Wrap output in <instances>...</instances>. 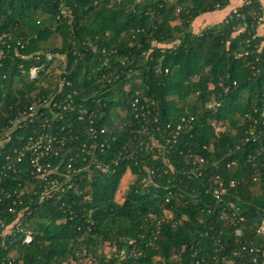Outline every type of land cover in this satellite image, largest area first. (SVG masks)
Masks as SVG:
<instances>
[{
  "label": "trees",
  "instance_id": "obj_1",
  "mask_svg": "<svg viewBox=\"0 0 264 264\" xmlns=\"http://www.w3.org/2000/svg\"><path fill=\"white\" fill-rule=\"evenodd\" d=\"M220 1L0 0V167L7 156L16 158L15 149L33 130L42 131L28 122L2 141L5 128L42 96L59 103L73 96L68 110L42 109V119L51 125L48 133L80 137L66 147L73 153L47 158L57 171L51 176L66 187L57 201L40 200L26 162L20 178L1 184L0 264H83L88 258L104 264L108 247L125 254L122 264H220L219 250L231 256L241 243L264 249V235L257 233L264 221V137L258 138L264 130V38L257 33L263 10L253 0L239 7L240 16L232 11L222 28L194 34L197 18L231 0L217 9ZM62 2L73 10L71 25ZM56 35L61 46L46 48ZM249 44L252 51L262 47L260 54L236 58ZM47 53L54 61L67 58L59 77L45 73L54 62ZM256 58L261 63L252 69ZM39 65V79L27 80ZM135 100L146 105L140 115L132 110ZM143 112H151L149 133L141 130ZM91 116L95 128L107 130L95 140L109 143L104 152L84 133ZM214 123L225 131L217 134ZM141 142L151 147L135 154ZM83 144L90 155L82 154ZM120 154L126 158L116 166ZM196 155L206 161L201 175L194 170ZM70 162L78 173L68 189ZM105 167L110 170L101 172ZM158 168L149 180L148 172ZM128 169L135 178L119 204ZM215 178L227 189L221 203L213 196ZM28 233L33 241L25 244ZM135 248L142 256H131Z\"/></svg>",
  "mask_w": 264,
  "mask_h": 264
},
{
  "label": "built area",
  "instance_id": "obj_2",
  "mask_svg": "<svg viewBox=\"0 0 264 264\" xmlns=\"http://www.w3.org/2000/svg\"><path fill=\"white\" fill-rule=\"evenodd\" d=\"M164 1L173 2L175 0H164ZM226 1H230V0H221L220 3L216 5V8L217 9L220 8L221 7L220 5L222 4V2H226ZM250 4H251L250 0H244L243 2V5L245 6H248ZM60 10H61L63 18L67 21L69 25H71L74 21V13H73L72 8L67 6L64 2H62L60 4ZM234 13L240 16L238 9L235 10ZM262 21H263V18L259 17L258 25H260ZM248 43H250V41ZM20 44L21 42L19 43V45ZM21 47L23 48V45H21ZM246 49L247 50L245 52L237 54L236 58L240 59V58L249 57L251 55L253 56L255 54H260L259 52L262 50V47L257 46L252 51L251 44H249ZM45 57L47 58L48 61H54V58H55V56L50 53L45 54ZM39 59L40 57L38 56L37 60ZM260 63H261L260 59L256 58L255 62L251 63L249 66L252 67V69H256L257 68L256 65H259ZM42 70H43L42 65L31 68L30 71L28 72L30 75L31 81L38 80ZM70 98H73V96L71 95L68 96L67 100L69 101ZM56 101L57 100L55 99V97H50L49 99H47L46 97L42 96L38 98V100L31 103L30 106L27 107L24 112H21L15 121H12V125L10 127L7 126L5 130L2 132V138H3L2 141L8 142L12 133H14L16 129L23 128L24 126L23 124H27L28 122L29 123L38 122V124L40 125V128L42 129V131H39V132H37L36 129L33 130V135H31L27 139V141H23L22 145L15 149V156H16L15 159H12L9 156L5 158L6 163L2 164V166L0 167V187H2L1 184L6 182L7 179L12 178V176H17L18 178H20V176H22L23 174V171H25L24 168H22L23 163L26 162L28 164V167H27V172L29 176L28 181L29 182L34 181V180L37 181L36 182L37 185L36 184L34 185L33 183L32 188L33 189L37 188L39 190L40 200H56L58 198V192L65 191L66 187L63 186L61 181L51 176L54 174V172L57 173V171L53 170V165L51 162H47V158L48 157L55 158V159L59 158L61 154L64 153V151H69L73 153L72 148L68 149L66 147H68L69 144H73L79 141L80 137L76 135L75 132L68 133V135H65L63 138H59L58 135L60 134H53V133L47 132L50 129L51 125L50 123H48V121L43 122L42 117L44 115L41 112V110L46 109V108H50L51 110L55 108L60 109L62 106L65 110H68V108L71 107L72 105L68 101H64L62 103H59ZM146 102L149 103L150 100H146ZM137 104H138L137 100H135L134 102L132 101L131 107L134 113H137L139 112V110H144L146 108V105L137 106ZM136 115H140V113H137ZM149 115H151V112L142 113V117L145 118V120L147 121L146 124H144L141 129L145 133H149L148 124L151 119V116ZM262 117H264V112L262 113ZM55 118H56V115H55ZM193 120L194 119H191L190 122H192ZM182 122L187 123V120L184 119ZM91 124H92L91 127L85 130L84 133L87 136H91V138L94 139V141L98 140L101 135L106 134L107 132L106 128H95L93 126L94 122L92 120V116H91ZM213 125L216 127L217 134L218 132L220 131L223 132L226 129L224 125L216 126V123H214ZM181 128H182V125L177 127V131H176L177 135H179V130H181ZM252 131H254V128L250 127V133H252ZM261 137H264V130H261L260 133L258 134V138L261 139ZM99 141L98 142L95 141L94 145L92 146L94 150L99 149V151L104 152L105 146L110 147L109 143L106 140L104 142H99ZM113 141H115V138ZM154 141H155V144H160L159 139H155ZM253 141L255 142L256 139H253ZM143 147L145 148L151 147V144L150 143L145 144L144 142H141L140 146L137 148V151H135V154L138 153L139 151H143ZM87 149H88V145L83 144L82 150H81L82 154L90 155ZM263 149H264V145H263ZM125 158L126 156L124 154H120L115 165L116 166L119 165L120 161L125 160ZM193 159H194L193 165L195 167L194 170L199 172L198 175H201V171L203 170L204 164L206 163V161L205 159L201 158L198 155H196ZM109 170L110 169L107 167L101 168V172L103 173H107ZM159 172H160V168L148 172V175H149L148 179L152 180L151 178L155 177L156 174ZM76 173H78V170H75L74 164L70 162L68 164L67 171L65 173L66 181L64 182V184H67L68 189L72 188V185L70 184L71 183L70 180L71 178H73V176ZM146 181L148 180L147 179L143 180V182L145 183ZM213 182L219 186L214 189L213 196L217 200L218 203H221L223 202V196L226 194L227 189L224 187V182L219 180V178L213 179ZM235 185L236 184L234 181L229 183V187L231 188L235 187ZM26 189L30 190L29 188H26ZM19 194L21 195L22 193L20 192ZM36 194L37 192L35 193V195ZM5 195H6V190L2 188L0 190V204L3 202L4 200L3 197ZM173 197H174V194L172 192L169 193L166 197L167 201L171 200ZM177 201H180V200H177ZM9 211L11 213H14L16 212V208H11ZM235 212L236 214H238V211H235ZM22 216L23 215L20 216L19 221H21ZM234 216H235V219L238 220V217L236 215ZM239 220L244 221L242 217L239 218ZM3 227L4 225H0V231L3 229ZM257 233L260 235H264V221L259 227ZM236 234L237 236L242 235L240 231L236 232ZM32 241H33L32 235L28 233L25 238L24 243L29 244ZM219 252L223 253L222 262L220 264H264V249L259 248V247H254V246H251L245 243H241L238 250L234 251L233 253L231 252L232 254L231 256L230 254L226 255L225 254L226 252L222 250H219ZM105 254L107 255L108 259L104 262V264H110V262L113 264H122V262L125 261V256H124L125 254L119 251L116 247H108L105 250ZM131 256L140 257L142 256V253L137 254L136 248H135V249H132ZM108 260H111V261L108 263ZM160 260L162 261V259L158 257L154 259V262L157 263ZM194 263L202 264L199 261H197V263L192 262L191 264H194ZM83 264H94V262L93 260L88 258L84 260Z\"/></svg>",
  "mask_w": 264,
  "mask_h": 264
},
{
  "label": "crops",
  "instance_id": "obj_3",
  "mask_svg": "<svg viewBox=\"0 0 264 264\" xmlns=\"http://www.w3.org/2000/svg\"><path fill=\"white\" fill-rule=\"evenodd\" d=\"M243 2L244 0H231L230 4L226 8L203 14L192 23L191 31L194 34L201 35L206 31L215 29L218 30L222 28L223 25L228 21L232 11L234 12L235 10L239 9V7L243 6ZM257 2L261 4V9L263 10V21L259 25L257 33L260 37L264 38V0H257ZM173 25H180V21H175Z\"/></svg>",
  "mask_w": 264,
  "mask_h": 264
},
{
  "label": "rangeland",
  "instance_id": "obj_4",
  "mask_svg": "<svg viewBox=\"0 0 264 264\" xmlns=\"http://www.w3.org/2000/svg\"><path fill=\"white\" fill-rule=\"evenodd\" d=\"M52 46H54V48L61 46V38L59 37V35H56V39L53 40L52 43H49V44L45 45L46 48H52ZM59 59L60 60L54 61L52 63L51 67L48 70H46V72H45L46 74H53L55 78L60 76V74L64 70V69H61V68H64L66 66L67 58L65 56H62L61 58L59 57ZM27 80L31 81L29 74H28V79ZM16 86L20 87V86H22V83L19 81V82L16 83ZM126 175H128V177H125ZM134 178L135 177L131 174V170L128 169L126 174L124 175V178H123V180L121 182V185H120V187L118 189V192L116 194V201L119 204H123L125 202V198H126V195H127V192H128V188L133 183ZM14 255L15 254L13 252L11 256H14Z\"/></svg>",
  "mask_w": 264,
  "mask_h": 264
},
{
  "label": "water",
  "instance_id": "obj_5",
  "mask_svg": "<svg viewBox=\"0 0 264 264\" xmlns=\"http://www.w3.org/2000/svg\"><path fill=\"white\" fill-rule=\"evenodd\" d=\"M93 9H94V7H91V8H90V10H93Z\"/></svg>",
  "mask_w": 264,
  "mask_h": 264
}]
</instances>
